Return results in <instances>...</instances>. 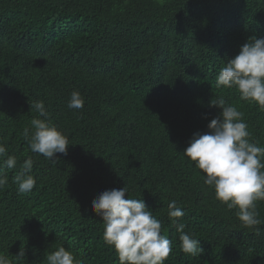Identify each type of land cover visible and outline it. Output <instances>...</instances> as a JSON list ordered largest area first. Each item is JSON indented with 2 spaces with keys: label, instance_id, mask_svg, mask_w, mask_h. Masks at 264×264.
Instances as JSON below:
<instances>
[{
  "label": "trees",
  "instance_id": "obj_1",
  "mask_svg": "<svg viewBox=\"0 0 264 264\" xmlns=\"http://www.w3.org/2000/svg\"><path fill=\"white\" fill-rule=\"evenodd\" d=\"M252 36L264 38V0H0V165L17 158L2 169L0 253L12 264H46L64 246L81 264H119L91 204L127 185L172 241L164 264H264V225L261 235L244 228L183 155L222 112L211 105L221 98L264 146V108L235 87H216L224 63ZM74 90L83 109L67 107ZM29 101H43L68 137L56 163L24 137L38 115ZM28 157L36 183L18 194L14 178ZM172 200L185 232L201 241L198 256L180 248ZM257 206L264 220V201Z\"/></svg>",
  "mask_w": 264,
  "mask_h": 264
},
{
  "label": "clouds",
  "instance_id": "obj_2",
  "mask_svg": "<svg viewBox=\"0 0 264 264\" xmlns=\"http://www.w3.org/2000/svg\"><path fill=\"white\" fill-rule=\"evenodd\" d=\"M216 87H235L241 99L253 100L264 108V38L252 36L240 47L239 53L228 59L216 77ZM31 112L38 115L31 120V134L25 129L24 137L31 152L41 154L53 163L57 153L67 155L68 137L51 123L43 101L30 102ZM84 98L79 91L70 95L67 107L80 110ZM211 105L222 112L211 119L208 131L193 134L183 155L195 162L202 170L204 184L215 191V198L236 208V216L244 228L253 229L261 235L257 202L264 201V146L250 140L248 125L243 112L224 99L212 100ZM7 155L5 145L0 142V156ZM17 158L10 155L0 165V188L7 183L2 169H14ZM34 161L28 157L14 178L18 194L30 192L36 183L31 171ZM128 197L127 199L125 197ZM92 211L102 218L103 239L112 246L119 264H164L170 256L172 241L162 235V224L148 208L143 199L131 198L129 188H113L100 193L91 204ZM168 216L179 233L180 248L185 254L198 256L203 252L201 241L195 234L185 232L186 224L177 218L184 211L175 200L168 204ZM25 257L21 247L15 258ZM46 264H81L64 246L46 254ZM0 264H12V260L0 253Z\"/></svg>",
  "mask_w": 264,
  "mask_h": 264
}]
</instances>
